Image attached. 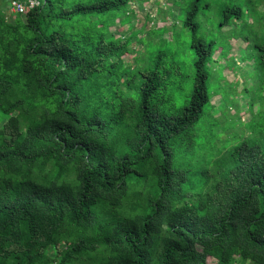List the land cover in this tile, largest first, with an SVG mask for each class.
Segmentation results:
<instances>
[{
	"label": "trees",
	"instance_id": "trees-1",
	"mask_svg": "<svg viewBox=\"0 0 264 264\" xmlns=\"http://www.w3.org/2000/svg\"><path fill=\"white\" fill-rule=\"evenodd\" d=\"M3 1L0 264H264V0H171L154 39L110 30L147 0ZM237 32L251 119L223 126Z\"/></svg>",
	"mask_w": 264,
	"mask_h": 264
},
{
	"label": "rangeland",
	"instance_id": "rangeland-1",
	"mask_svg": "<svg viewBox=\"0 0 264 264\" xmlns=\"http://www.w3.org/2000/svg\"><path fill=\"white\" fill-rule=\"evenodd\" d=\"M4 1L0 0V7ZM9 7V6H8ZM6 7L5 14L6 18L13 19L14 13L11 9ZM132 9V21L125 25H120L119 23L112 27L110 30L116 33V36L119 37H129L132 31H138L142 29L139 37H144L147 39H154L153 35H148L147 32H151L152 30L162 31L164 28L170 26L173 22V19L168 14V9H171L172 12L175 14L176 19L181 15L182 11H177L175 7H173L171 0H147L142 4H133L131 6ZM160 10V13L158 12ZM259 11H263V6L259 7ZM165 18V20H163ZM175 19V20H176ZM245 22L250 23L251 19L247 18ZM129 25L132 26V29L129 28ZM227 28H224L223 31H227ZM166 38L170 37L169 33L165 34ZM253 37V36H252ZM230 45L233 48H229L226 50V57L225 59H219V54L215 55V58L219 59L221 63H217L214 65L212 70V75L216 74L214 71L219 70L220 68L224 69V80L219 81L218 86L217 83H213L211 81V89H215L217 87H224L225 83L229 84V88L226 89V95L229 97V100L233 98L232 104H227L222 99L223 94L221 91L219 93L213 95V102H212V115L221 123V125H229L231 119L237 120L239 119L241 123H245L251 119L249 115H247L244 110L248 109L246 105V100L243 96V90L245 85L250 83L249 81V72H251V67L241 60V56L244 53H248L245 48V43L241 39V34L238 32L235 34L234 37L227 39ZM131 49L134 50H141L142 45L136 43V39H132V43L130 46ZM235 54L237 56H235ZM131 56H125V59L129 61ZM236 65V66H235ZM237 67V68H236ZM211 75V76H212ZM215 84V85H214ZM260 108L258 103L255 102L253 111L255 114L259 112ZM243 131V133L248 134L249 131L244 130V128H230L229 130L222 132L221 139L224 141L225 139L230 138V135L236 132Z\"/></svg>",
	"mask_w": 264,
	"mask_h": 264
},
{
	"label": "built area",
	"instance_id": "built-area-1",
	"mask_svg": "<svg viewBox=\"0 0 264 264\" xmlns=\"http://www.w3.org/2000/svg\"><path fill=\"white\" fill-rule=\"evenodd\" d=\"M35 6H37V3L35 1H29L28 4L11 1L9 2L8 8L11 9L14 14L19 13L23 15L28 9H31Z\"/></svg>",
	"mask_w": 264,
	"mask_h": 264
}]
</instances>
